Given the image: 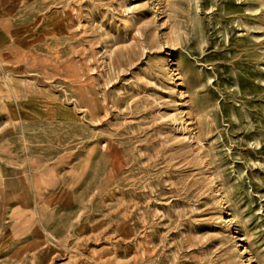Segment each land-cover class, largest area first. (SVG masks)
Returning <instances> with one entry per match:
<instances>
[{
	"label": "rangeland",
	"instance_id": "1",
	"mask_svg": "<svg viewBox=\"0 0 264 264\" xmlns=\"http://www.w3.org/2000/svg\"><path fill=\"white\" fill-rule=\"evenodd\" d=\"M0 264H264V0H0Z\"/></svg>",
	"mask_w": 264,
	"mask_h": 264
}]
</instances>
